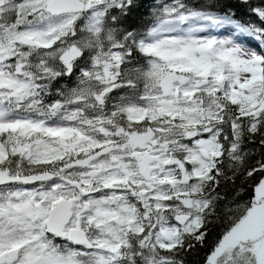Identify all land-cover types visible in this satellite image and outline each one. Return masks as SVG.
<instances>
[{
  "label": "snow or ice",
  "instance_id": "6c2138e0",
  "mask_svg": "<svg viewBox=\"0 0 264 264\" xmlns=\"http://www.w3.org/2000/svg\"><path fill=\"white\" fill-rule=\"evenodd\" d=\"M0 264H264V0H0Z\"/></svg>",
  "mask_w": 264,
  "mask_h": 264
}]
</instances>
